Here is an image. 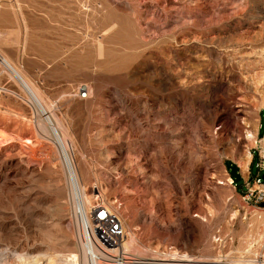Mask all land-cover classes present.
<instances>
[{"label":"rangeland","instance_id":"obj_1","mask_svg":"<svg viewBox=\"0 0 264 264\" xmlns=\"http://www.w3.org/2000/svg\"><path fill=\"white\" fill-rule=\"evenodd\" d=\"M0 3V53L62 131L84 200L122 217L126 254L264 264V206L226 166L264 176V0ZM37 119L0 63V264L78 252L67 169Z\"/></svg>","mask_w":264,"mask_h":264},{"label":"bare ground","instance_id":"obj_2","mask_svg":"<svg viewBox=\"0 0 264 264\" xmlns=\"http://www.w3.org/2000/svg\"><path fill=\"white\" fill-rule=\"evenodd\" d=\"M0 63L5 67V69L9 72V74H11V76L18 81L21 88L27 94L28 100H30V102H31V104L35 110V115L38 118L37 119L38 120V126L37 127L40 128L39 130H41L40 132L42 134L44 133V134H48V135L51 134L52 135V137L54 138L52 140H54L55 143L58 145L57 147L60 150L59 152L61 153V155L63 157V161H64L66 169H67L69 184H70V198H71L72 204L74 206V212H75V215L77 217V222H78V226H77V235H78V241H77L78 242V250L77 251L78 252H73L69 256L66 255L64 258L62 257L61 262H62V264H93L90 246L85 241V215H86V213L89 212V207L91 205H93V202L91 201L89 204L87 201L84 200L83 193H82V190H81V187L79 184L76 168H75V165H74L72 158L70 156L69 149L67 148L64 135L62 134V131H60L59 129H57L53 125V122L51 121V119L48 118L47 113L43 111V110H47V108L43 105V102L41 101V99H38L39 96H38L37 91L27 82V80H25V78L21 75V73L1 53H0ZM47 123H48V125H47ZM44 149H45V147H44ZM44 151H46V149ZM251 154L249 153V155H247L248 159L246 160V162L241 164V167L245 171V173H247V171H248V167H249V164L251 161ZM227 183L228 184L232 183L231 177L227 178ZM123 247L125 250L131 252V250L133 248H136L134 239L133 238L132 239L126 238ZM1 252H4L5 253L4 255H6L8 253L6 250H1ZM4 255L2 254V256H4ZM127 255H129L128 257L130 259H132V260H127V262L129 264H170V263H164V262H152V261L146 262L147 260L145 261V258L139 257L137 255V253L127 254ZM170 255L173 256V255H175V253H172ZM7 256H8V254H7ZM16 258H17L18 264H41L40 263L41 259H43V260H45V262L47 261V263H49V262H52L54 259L53 257L50 258L49 256L48 257H44V256L39 257L38 256L36 258L35 257L29 258V257L23 256L20 254ZM142 259H144V260H142ZM151 259H154V258H151ZM172 259H175V257L170 258V260H172ZM154 260H169V259L163 258V259H154ZM15 264H17V263H15ZM99 264H105V263L99 262Z\"/></svg>","mask_w":264,"mask_h":264},{"label":"built area","instance_id":"obj_3","mask_svg":"<svg viewBox=\"0 0 264 264\" xmlns=\"http://www.w3.org/2000/svg\"><path fill=\"white\" fill-rule=\"evenodd\" d=\"M89 90L87 84H81L78 89L79 97L86 98ZM253 184H256L257 188L252 187ZM259 186H264V177L260 173L245 185L243 197L248 204L264 203V188ZM98 201L85 215V241L90 246L93 264H129L127 260L132 259L123 247L127 238L123 219L110 206Z\"/></svg>","mask_w":264,"mask_h":264},{"label":"trees","instance_id":"obj_4","mask_svg":"<svg viewBox=\"0 0 264 264\" xmlns=\"http://www.w3.org/2000/svg\"><path fill=\"white\" fill-rule=\"evenodd\" d=\"M262 126H261V131H260V134H262V129L264 128V116L262 117ZM259 159V156L258 154H255L254 156V159H253V162H252V168L254 166H256L257 164V160ZM226 166L229 170V173H230V176L231 178L233 179V183L239 187L242 192L245 190V185H244V178L240 172V168L238 167V165H236L235 163L231 162V161H226ZM251 168V169H252ZM260 173V172H259ZM258 175V173L254 176L253 172H252V177H251V180L253 181L254 178ZM260 175L262 177H264L261 173Z\"/></svg>","mask_w":264,"mask_h":264},{"label":"water","instance_id":"obj_5","mask_svg":"<svg viewBox=\"0 0 264 264\" xmlns=\"http://www.w3.org/2000/svg\"><path fill=\"white\" fill-rule=\"evenodd\" d=\"M250 181H251V179H250ZM262 206H264V203L262 204Z\"/></svg>","mask_w":264,"mask_h":264},{"label":"crops","instance_id":"obj_6","mask_svg":"<svg viewBox=\"0 0 264 264\" xmlns=\"http://www.w3.org/2000/svg\"><path fill=\"white\" fill-rule=\"evenodd\" d=\"M260 132V131H259Z\"/></svg>","mask_w":264,"mask_h":264}]
</instances>
